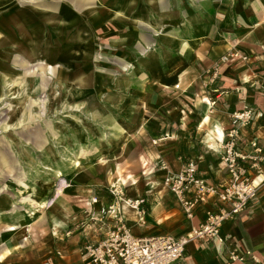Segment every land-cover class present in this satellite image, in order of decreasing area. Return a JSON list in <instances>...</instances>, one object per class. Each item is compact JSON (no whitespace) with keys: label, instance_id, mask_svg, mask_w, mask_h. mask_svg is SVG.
Here are the masks:
<instances>
[{"label":"crops","instance_id":"obj_1","mask_svg":"<svg viewBox=\"0 0 264 264\" xmlns=\"http://www.w3.org/2000/svg\"><path fill=\"white\" fill-rule=\"evenodd\" d=\"M231 47L246 54L248 61L225 64L219 78L203 87L204 71ZM17 56L32 62L43 60L72 76L75 95L84 97L77 101L89 106L87 119L104 129L105 143L98 137L92 153L113 158L106 164L108 160L102 157L101 162L92 161L82 169L80 164L72 182L66 181L73 184L47 205V237L42 245L13 243L3 254L11 252L4 264H85L83 244L97 240L104 230V226L96 229L89 223L86 200L100 189L96 188L103 180L100 171L112 166L138 139L137 133L153 123H172L176 130L151 135L155 149H151L154 158L143 162L147 174L160 170L158 159L174 171L183 160L192 159L198 177L218 185L225 182L227 173L215 148L228 124V113L243 103L264 111V0H0V73H5L2 68L8 60L15 64ZM48 69L53 73L52 67ZM206 101H213L212 105ZM169 139L174 140L176 154L183 153L170 163L162 147ZM249 139L259 142L264 155V117H255L243 130V144ZM197 148L213 153L216 164L207 163L203 171L204 153ZM156 180L147 177L146 185L154 190L165 187L163 180ZM129 189L134 191L132 198L147 203L145 195L149 194L141 186L139 193L134 183ZM157 193L162 199L161 192ZM169 193L183 223L174 235L198 224L213 207L212 202L199 205L188 221ZM154 198L145 225L138 224L135 211L126 208L125 218L135 234L162 235L168 230H150L171 217L160 212L162 201ZM104 199L112 202L110 197ZM136 224L143 230L135 232ZM222 231L238 248L264 251V185L247 209L224 224ZM45 240L53 245L47 247ZM178 264L239 263L227 262L217 241L193 239Z\"/></svg>","mask_w":264,"mask_h":264},{"label":"rangeland","instance_id":"obj_2","mask_svg":"<svg viewBox=\"0 0 264 264\" xmlns=\"http://www.w3.org/2000/svg\"><path fill=\"white\" fill-rule=\"evenodd\" d=\"M8 61V65L2 68L5 73H0V260L3 264L11 252L6 256L3 254L13 243L16 246L18 243L22 246L42 245L47 237V205H50L55 194L73 184L67 185L66 181L72 182L77 171L92 161L96 164L104 157L108 164L113 158L108 154L98 158V155L92 153L98 137L105 143V134H102L104 129L87 119L89 106H83L77 101L84 97L77 98L75 95L72 76L63 75L58 66L43 60L32 62L17 56L15 64ZM49 67L53 69L51 74ZM14 80L17 83L12 85ZM175 130L172 123L165 126L153 123L147 131L136 132L138 139L133 141L126 153L114 159L112 166L100 171L103 180L96 187L105 194L104 188L116 178H121L129 199L134 197L133 189H129L132 183L136 185L138 193L141 186L144 194H149L145 195L148 199L145 205L149 211L152 203L156 202L154 197L158 202L162 201L160 212L171 217L151 226L153 233H156L157 227L168 228L161 234H174L183 227L180 222L182 215L165 184L164 188L159 186L155 190L146 185L147 177L162 180L163 175L158 176L163 173L158 174L162 170L156 169L154 173L147 174L143 166L145 159L154 158L151 157V149H155L152 136ZM170 140L162 145L164 157L169 163L183 155L182 151L176 154L174 140ZM203 150L197 148L196 151L204 153L201 163L204 171L207 163L216 164V157ZM74 160L79 161L82 167L76 170ZM149 190L151 192L147 193ZM157 192H161L162 199H158L160 194ZM176 217L177 220L171 221ZM13 225L20 227L13 229V232L8 230ZM132 228L135 232L143 230L138 224ZM50 245H53V241L46 242L47 247Z\"/></svg>","mask_w":264,"mask_h":264},{"label":"built area","instance_id":"obj_3","mask_svg":"<svg viewBox=\"0 0 264 264\" xmlns=\"http://www.w3.org/2000/svg\"><path fill=\"white\" fill-rule=\"evenodd\" d=\"M248 59L239 49L231 47L204 71L203 87L207 88L219 78L225 64L246 63ZM175 88L178 89L179 85L176 84ZM261 92L264 94V86ZM212 102L206 101L210 106ZM227 117L228 124L222 129L215 148L227 173L223 184L198 177L197 163L192 159L183 160L177 171H172L164 159L157 162L159 169L166 171L162 180L175 196L186 220L193 219L199 205L213 203L204 218L177 235L135 234L125 218L124 206L135 211L138 224L145 225L148 214L145 201L143 198L129 199L123 182L115 179L104 188L105 194L98 190L86 200L85 214L89 223L96 229L104 226V230L97 240L83 244L81 253L85 264H178L185 256L186 245L193 239L220 243L227 262L264 264V251L257 253L252 249L238 248L222 231L224 224L247 209L264 185L262 146L256 139L243 144V130L255 117L263 118L264 111L243 103ZM105 196L112 202L108 203ZM0 264H3L1 260Z\"/></svg>","mask_w":264,"mask_h":264},{"label":"bare ground","instance_id":"obj_4","mask_svg":"<svg viewBox=\"0 0 264 264\" xmlns=\"http://www.w3.org/2000/svg\"><path fill=\"white\" fill-rule=\"evenodd\" d=\"M74 164H75L76 167L78 168V166L80 165V162L77 161V160H74ZM116 179H118V178H116ZM156 184H158V183H156ZM131 199H134V198H131ZM135 199H137V198H135ZM126 208H128V207L124 206V210H125V211H126ZM24 223H27V222L25 221ZM22 224H23V222H22ZM27 225H28V223H27ZM18 227H20V225H19V226H15V225H13V226L11 227V229H17Z\"/></svg>","mask_w":264,"mask_h":264}]
</instances>
